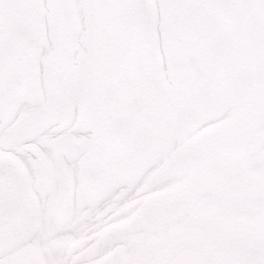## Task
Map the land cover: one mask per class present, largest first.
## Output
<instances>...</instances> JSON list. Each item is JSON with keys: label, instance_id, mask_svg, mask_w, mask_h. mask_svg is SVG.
I'll use <instances>...</instances> for the list:
<instances>
[{"label": "snow or ice", "instance_id": "1", "mask_svg": "<svg viewBox=\"0 0 264 264\" xmlns=\"http://www.w3.org/2000/svg\"><path fill=\"white\" fill-rule=\"evenodd\" d=\"M0 264H264V0H0Z\"/></svg>", "mask_w": 264, "mask_h": 264}]
</instances>
